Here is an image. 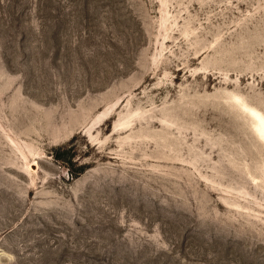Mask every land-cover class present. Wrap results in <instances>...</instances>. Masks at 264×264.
Wrapping results in <instances>:
<instances>
[{
  "label": "rangeland",
  "instance_id": "rangeland-1",
  "mask_svg": "<svg viewBox=\"0 0 264 264\" xmlns=\"http://www.w3.org/2000/svg\"><path fill=\"white\" fill-rule=\"evenodd\" d=\"M260 120L264 0H0V264H264Z\"/></svg>",
  "mask_w": 264,
  "mask_h": 264
},
{
  "label": "trees",
  "instance_id": "trees-1",
  "mask_svg": "<svg viewBox=\"0 0 264 264\" xmlns=\"http://www.w3.org/2000/svg\"><path fill=\"white\" fill-rule=\"evenodd\" d=\"M68 153V151L66 150H64V151H62V152H58L57 153V155H56V158L58 159V160H60V161H66V154Z\"/></svg>",
  "mask_w": 264,
  "mask_h": 264
},
{
  "label": "bare ground",
  "instance_id": "bare-ground-1",
  "mask_svg": "<svg viewBox=\"0 0 264 264\" xmlns=\"http://www.w3.org/2000/svg\"><path fill=\"white\" fill-rule=\"evenodd\" d=\"M259 124H260V126H262V124H264V120H260Z\"/></svg>",
  "mask_w": 264,
  "mask_h": 264
}]
</instances>
